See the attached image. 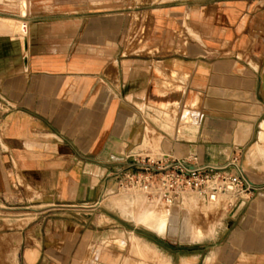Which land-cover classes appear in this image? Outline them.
<instances>
[{
    "label": "crops",
    "instance_id": "1",
    "mask_svg": "<svg viewBox=\"0 0 264 264\" xmlns=\"http://www.w3.org/2000/svg\"><path fill=\"white\" fill-rule=\"evenodd\" d=\"M263 133L264 0H0V264H264ZM152 152L236 157L252 191L173 242L182 199L161 234L111 203Z\"/></svg>",
    "mask_w": 264,
    "mask_h": 264
},
{
    "label": "built area",
    "instance_id": "2",
    "mask_svg": "<svg viewBox=\"0 0 264 264\" xmlns=\"http://www.w3.org/2000/svg\"><path fill=\"white\" fill-rule=\"evenodd\" d=\"M131 159L127 169L116 175L118 187L133 189L168 206L187 194L215 203L252 191L236 157L217 165L199 164L193 157L179 159L168 154Z\"/></svg>",
    "mask_w": 264,
    "mask_h": 264
},
{
    "label": "bare ground",
    "instance_id": "3",
    "mask_svg": "<svg viewBox=\"0 0 264 264\" xmlns=\"http://www.w3.org/2000/svg\"><path fill=\"white\" fill-rule=\"evenodd\" d=\"M197 201H199L198 198L193 194L185 195L182 197V204H181L182 205V208H181L182 218L186 217V214L188 213L189 209L191 210L194 207H196ZM158 205H159L158 201L147 200L143 194H135V195H129V196L128 194H126L125 196H122V200L113 202V206L116 207V209L121 214L132 218V220L137 223L144 224L152 232L161 234L167 228L168 214L166 212L167 210L165 211L164 208H162V210L156 209V206ZM186 227H187V234L181 237L177 236L178 230L172 228V231L176 232L172 236V239L178 243L179 242H183V243L184 242L186 243L194 242V241L201 240L207 234L210 235V233L212 232V229H208L207 231H205L204 229V231H202L200 227L194 226L193 224H189V223H187ZM122 236H123V239L128 240V242L137 241L136 238L131 234H126L125 232H123ZM136 245L137 247H139L140 243L137 242Z\"/></svg>",
    "mask_w": 264,
    "mask_h": 264
},
{
    "label": "rangeland",
    "instance_id": "4",
    "mask_svg": "<svg viewBox=\"0 0 264 264\" xmlns=\"http://www.w3.org/2000/svg\"><path fill=\"white\" fill-rule=\"evenodd\" d=\"M138 1L141 2L142 0H138ZM151 155H153V156H150V157H154L155 155H159V154L152 152ZM117 187H118V185H117ZM126 194H128V196H129V195L143 194V193L136 192L133 189H121L120 187H118L115 190L114 195L119 196V199L113 198V200L111 202L112 205H113V202L122 200V196H125ZM143 195L145 196V194H143ZM187 195H191V194H187ZM112 197H114V196H112ZM149 200H151V199H149ZM197 204L198 205H196V207H194L193 209H191V210L189 209L188 213L186 214V217L188 216V218L182 219V225L185 223H190V224H193L194 226H196V225L202 226V225L206 224L207 222L210 223V222L214 221L216 219V217H218V215L221 214V212L218 211V209L213 207L212 205L207 206L201 202H199ZM156 209L162 210V206L158 205V206H156ZM93 210H94V212L92 213V216H83L82 213L86 214L88 212V210H82L84 212L80 213V215L77 218H81L80 220L82 222L84 221V223H86L87 226L89 225V221L91 218L95 219V221L98 225L102 224L104 222H106V223H112L113 222L114 223L117 220L115 218V212L111 206L108 208V211H110V214H109L110 216L106 217V218H102V217L100 218L99 217V215L103 214L102 212H104V210H102L100 206H98V205L95 206L93 208ZM31 217H33V216L32 215L25 216L26 221H29V219H31ZM58 219H63V220L69 219V220H71V216H69V217L68 216H60V217L54 218V220H58ZM117 222H120V221H117ZM134 223L136 225H140V226H143L144 228L148 229L142 223H137L135 221H134ZM178 223H179L178 220L173 222L174 225H177ZM126 225L129 226L130 224H127L126 222H124L123 225H121V226H126ZM112 226L113 225H107L106 227H107V229H110ZM49 227L50 226L47 225L46 221H44V224H43L41 230H44V228H49ZM50 228H52V227H50ZM149 231H151V230H149ZM138 232L141 234H146V231L142 230L141 228H139ZM112 236H114V234H112ZM124 240H126V239H124ZM136 240L137 241H132V242L130 241L129 242V243H131V247H130L131 252L135 255L143 256L148 251V248L145 245H143L141 242H139L137 238H136ZM126 241H128V240H126ZM172 241L175 242L174 240H172ZM137 242L140 243L139 247H137V245H136ZM124 251H125V246H124ZM154 253L156 254V252H154ZM140 264H144V263H140Z\"/></svg>",
    "mask_w": 264,
    "mask_h": 264
}]
</instances>
